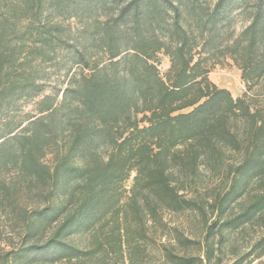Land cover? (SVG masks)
I'll use <instances>...</instances> for the list:
<instances>
[{"label":"trees","instance_id":"obj_1","mask_svg":"<svg viewBox=\"0 0 264 264\" xmlns=\"http://www.w3.org/2000/svg\"><path fill=\"white\" fill-rule=\"evenodd\" d=\"M262 259L264 0H0V264Z\"/></svg>","mask_w":264,"mask_h":264},{"label":"rangeland","instance_id":"obj_2","mask_svg":"<svg viewBox=\"0 0 264 264\" xmlns=\"http://www.w3.org/2000/svg\"><path fill=\"white\" fill-rule=\"evenodd\" d=\"M243 22H239V29L243 26ZM159 70L162 76L168 72L170 68L169 59L163 55L158 57ZM209 79L212 83L220 88L229 90L234 98L242 96L246 92V86L241 78V72L239 69L234 66L232 63H228L225 66L218 65L210 73ZM132 177L125 183V188L130 189V186L133 183ZM264 260V259H262Z\"/></svg>","mask_w":264,"mask_h":264}]
</instances>
